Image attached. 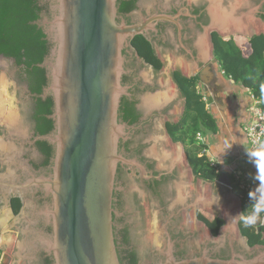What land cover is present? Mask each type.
I'll list each match as a JSON object with an SVG mask.
<instances>
[{
  "label": "water",
  "instance_id": "obj_1",
  "mask_svg": "<svg viewBox=\"0 0 264 264\" xmlns=\"http://www.w3.org/2000/svg\"><path fill=\"white\" fill-rule=\"evenodd\" d=\"M228 1L229 5L225 6V0H210L213 21L205 28L204 38L200 41L203 60L201 64L186 67L194 70L191 73L205 69L200 79L209 102L222 101L217 87V80L222 78L215 76L214 64L218 60L211 59L214 57V43L210 32L218 31L225 39L236 34L247 38L264 34V21L256 16L258 8L254 4L246 3L249 11L238 14L244 0ZM50 2L51 17L43 20L42 27L53 45L40 66L47 71L49 85L45 95L50 94L54 101L52 118L56 121V129L41 139L56 147L54 173L50 177H38L29 163L21 160V167L27 176L25 179L18 172L15 175L9 162H2L7 165V171L0 173V237L3 243L10 246L18 237L14 231L21 232L19 216L25 211L15 212L12 207L13 198L22 200L18 190L34 193L39 186H43L53 197L49 219L54 232L49 237V250L54 253L56 264H121L113 220L117 168L120 162H124L145 171L135 160H128L119 153L120 140L129 134L126 125L119 122L121 99L128 94V86L123 84L126 73L124 50L127 42L141 32V27L119 21L118 0ZM168 69L165 66L167 74ZM191 73L186 76L194 77ZM7 75V71L0 70V108L2 103L4 114V105L15 111L18 106L15 103V88L11 89L9 85L14 81ZM178 92V85L173 84L164 86L162 91L151 96L157 105L173 100L178 103L172 112L175 122L183 118L186 107L185 97L176 99ZM5 122V119H0V124ZM4 137L0 135V141L10 142L11 151L18 150L13 141L7 142ZM174 144L173 153L169 156L172 165L178 164L180 168V180L176 184L178 197L187 200L197 195L194 206L221 213L225 225L218 238L214 239L216 242L230 235L252 252L244 244L240 231L241 201H236L234 194L221 190L210 181L200 179L199 187H195L194 171L184 144L180 141ZM1 148L0 143V151ZM7 157L12 160L10 155L7 154ZM9 174L11 178H8ZM226 183L230 184V181ZM217 187L223 193L217 192ZM28 205L25 201V207ZM28 226L37 239L33 217L28 218ZM36 239L29 242L34 250L18 254L20 262L31 263L38 251ZM152 239L156 246L162 247L161 240ZM18 244L21 249L25 248V242ZM173 248L174 243L170 242L164 259L156 264H264V248L260 246L255 247L259 252L250 259L241 254L237 256V253L228 259H221L212 256L208 250L199 257L179 259ZM15 257L14 254L13 259L7 262L0 260V264H15Z\"/></svg>",
  "mask_w": 264,
  "mask_h": 264
},
{
  "label": "flooded vegetation",
  "instance_id": "obj_2",
  "mask_svg": "<svg viewBox=\"0 0 264 264\" xmlns=\"http://www.w3.org/2000/svg\"><path fill=\"white\" fill-rule=\"evenodd\" d=\"M39 2L47 6L41 11V18L37 19L42 25L46 17H51V2ZM246 3L254 4L258 8L256 16L264 21V0H244L238 14L249 11ZM224 5L228 6L229 1L225 0ZM117 6L119 21L141 27V32L127 42L124 50L126 73L123 84L128 86V94L121 99L119 122L126 125L129 134L120 140L119 153L128 160H135L145 169L143 171L138 166L124 162H120L117 168L113 220L121 264H156L164 259V252L170 242L174 243L173 250L179 259L199 257L206 250L221 259H228L236 253L249 259L254 257L259 252L256 246L264 248V213L260 214V219L253 226L256 235H259L253 239L244 229L242 220L246 211L243 207L239 226L244 244L252 252L230 235L219 242L214 240L225 225L221 213L194 206L197 195L186 200L179 198L176 190L180 168L178 164L172 165L169 155L173 153L174 143L178 142L173 138L170 126L182 119L175 122L172 114L178 103L173 100L157 105L151 97L162 91L164 86L177 84L180 89L178 76L187 77L186 74L194 70L186 67L201 64L203 55L200 41L204 38L205 28L213 21L209 10L210 0H118ZM210 36L214 43L213 60L216 58L215 39L221 36L218 31L210 32ZM234 37L244 36H231ZM48 44L52 48L51 41ZM21 55L23 60L19 62L15 57L0 54V70L7 71V76L14 81V84L9 82V85L11 89L15 88V103L18 105L16 111L8 106L7 110L4 105V114L1 103L0 119L6 122L0 124V135H5L4 140L7 142L13 141L18 150L11 151L10 142L0 141L3 147L0 151V173L7 171V165L2 163L6 160L15 175L18 172L26 179V172L21 167L22 160L29 163L38 177H50L54 173L56 147L41 139L56 129V121L52 118L54 101L50 94L45 95L49 79L47 71L44 78H40L34 69L42 63L29 66L25 61L27 56L24 50ZM165 66L169 67L168 74L164 71ZM203 73L204 69L191 74L200 79ZM180 98H184L181 89L176 99ZM7 154L12 157L11 161ZM11 177L9 174L8 178ZM199 180L194 173L193 184L197 188ZM219 187L241 197L234 189ZM219 187L216 188L217 192L223 193ZM17 193L22 196V200L13 198L12 207L15 212L25 211L19 216L22 229L20 233L14 231L18 237L10 246L3 243L0 237V260L7 262L15 254V264H56L54 253L49 250V237L54 232L52 220L49 219L52 195L43 186H39L34 193H25L23 190ZM25 201L29 207H25ZM32 217L38 231L37 239L28 226V218ZM152 237L161 240L162 247L156 246ZM32 239L37 241V253L31 263L20 262L18 254L34 250L29 243ZM17 240L25 242L24 249L18 246Z\"/></svg>",
  "mask_w": 264,
  "mask_h": 264
},
{
  "label": "trees",
  "instance_id": "obj_3",
  "mask_svg": "<svg viewBox=\"0 0 264 264\" xmlns=\"http://www.w3.org/2000/svg\"><path fill=\"white\" fill-rule=\"evenodd\" d=\"M46 8L40 5L39 0H0V54L15 57L21 62V52L24 50L29 66L43 63L49 56L51 46L37 19L41 18L40 13ZM215 54L224 73L260 97L264 108V34L251 38L216 37ZM34 69L39 77L44 78L45 68L36 65ZM178 83L186 98V107L181 121L170 126L173 138L184 144L195 175L205 181L216 182L219 178L218 168L211 164L205 154L206 145L197 140L200 132L217 131L216 121L203 100V93L198 91L201 81L198 77L179 75ZM236 192L243 194L246 217L252 210L253 201L249 195H244L245 192L238 189ZM244 229L253 239L259 237L253 226H245Z\"/></svg>",
  "mask_w": 264,
  "mask_h": 264
},
{
  "label": "crops",
  "instance_id": "obj_4",
  "mask_svg": "<svg viewBox=\"0 0 264 264\" xmlns=\"http://www.w3.org/2000/svg\"><path fill=\"white\" fill-rule=\"evenodd\" d=\"M214 70L215 76L222 78V80H217L222 101L208 102V108L217 124V131H204L202 142L206 145L205 154L210 161L217 164L218 180L221 182L233 181L234 172H238L244 181L253 179L259 181L252 191L253 195L257 194L254 192L257 188L260 193H264V160L260 161V171L258 172V166L248 153V151L257 152L264 156V149L252 150L243 129L246 122L250 121L252 117L251 91L242 83H237L226 75L219 62L214 64ZM200 81L202 82V79ZM205 93L207 95L206 90ZM214 184L215 186H224L219 181ZM235 197L236 201H241L242 217V197L239 195H235Z\"/></svg>",
  "mask_w": 264,
  "mask_h": 264
},
{
  "label": "built area",
  "instance_id": "obj_5",
  "mask_svg": "<svg viewBox=\"0 0 264 264\" xmlns=\"http://www.w3.org/2000/svg\"><path fill=\"white\" fill-rule=\"evenodd\" d=\"M224 72V71H223ZM199 93H203V100L208 104V96L205 93V88L201 84L198 88ZM251 99V108H252V117L251 120L246 122L243 129L248 138L250 147L252 150L264 149V108L263 101L260 97L256 96L253 92H250ZM203 133L200 132L197 134V140L202 142ZM211 164L217 167V164L214 161H210ZM218 168V167H217ZM234 179L230 181V184L221 182L222 185L230 189H238L245 193H250L258 185L259 181L253 179L251 181L242 180L238 172H234Z\"/></svg>",
  "mask_w": 264,
  "mask_h": 264
},
{
  "label": "clouds",
  "instance_id": "obj_6",
  "mask_svg": "<svg viewBox=\"0 0 264 264\" xmlns=\"http://www.w3.org/2000/svg\"><path fill=\"white\" fill-rule=\"evenodd\" d=\"M248 153L249 156L254 159L255 164L258 166V172H259L260 171L259 164L261 160H264V156H261L257 152L248 151ZM254 192H256L257 194L253 195V192L250 193V198L253 201L252 210L243 220V223L246 227L254 226L257 220L260 219V214L264 213V193H260L258 191V188Z\"/></svg>",
  "mask_w": 264,
  "mask_h": 264
},
{
  "label": "bare ground",
  "instance_id": "obj_7",
  "mask_svg": "<svg viewBox=\"0 0 264 264\" xmlns=\"http://www.w3.org/2000/svg\"><path fill=\"white\" fill-rule=\"evenodd\" d=\"M250 193H251V192H250ZM250 193H249V194H250Z\"/></svg>",
  "mask_w": 264,
  "mask_h": 264
},
{
  "label": "rangeland",
  "instance_id": "obj_8",
  "mask_svg": "<svg viewBox=\"0 0 264 264\" xmlns=\"http://www.w3.org/2000/svg\"><path fill=\"white\" fill-rule=\"evenodd\" d=\"M245 37V36H244ZM249 194V193H248Z\"/></svg>",
  "mask_w": 264,
  "mask_h": 264
}]
</instances>
